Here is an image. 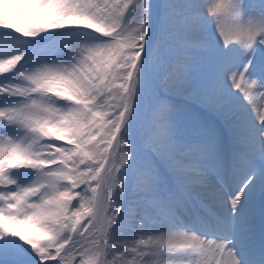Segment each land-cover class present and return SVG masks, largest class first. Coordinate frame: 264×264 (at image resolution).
Returning <instances> with one entry per match:
<instances>
[{
  "label": "snow or ice",
  "instance_id": "1",
  "mask_svg": "<svg viewBox=\"0 0 264 264\" xmlns=\"http://www.w3.org/2000/svg\"><path fill=\"white\" fill-rule=\"evenodd\" d=\"M0 264H264V0H0Z\"/></svg>",
  "mask_w": 264,
  "mask_h": 264
}]
</instances>
